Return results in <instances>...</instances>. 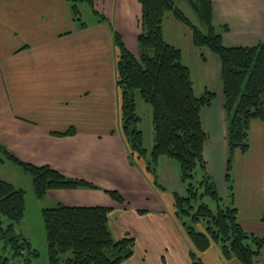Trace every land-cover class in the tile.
<instances>
[{
  "label": "crops",
  "instance_id": "crops-1",
  "mask_svg": "<svg viewBox=\"0 0 264 264\" xmlns=\"http://www.w3.org/2000/svg\"><path fill=\"white\" fill-rule=\"evenodd\" d=\"M94 1L108 21L99 22L94 15L81 28L66 0H0V144L25 162L49 165L96 185L52 189L41 200L45 208L59 203L110 208L109 227L117 239L130 235L136 240L134 254L124 264H191L194 246L174 207V193L186 194L180 165L159 158L157 179L165 189L156 186L144 162L130 164L120 123L114 34L139 54L142 5L138 0ZM211 1L213 21L226 46L264 43V0ZM183 32L179 22L166 17L165 39L182 50L196 95L215 93L202 110L207 170L224 201L233 200L243 228L264 238V120L252 121L249 150L235 153L230 190L220 63L209 51L195 48L191 37L186 49L178 46ZM137 112L149 154L152 109L138 97ZM70 129L73 135L55 134ZM106 189L118 191L126 203L114 200ZM196 254L202 264H241L225 259L216 243ZM254 264H264V249Z\"/></svg>",
  "mask_w": 264,
  "mask_h": 264
},
{
  "label": "trees",
  "instance_id": "trees-1",
  "mask_svg": "<svg viewBox=\"0 0 264 264\" xmlns=\"http://www.w3.org/2000/svg\"><path fill=\"white\" fill-rule=\"evenodd\" d=\"M66 1L74 21L81 28L87 27L80 6L83 2L90 5L99 22L108 21L95 9L94 0ZM138 1L142 5L139 54L134 55L122 37L117 32L114 34L120 123L129 146L128 160L132 166L144 162L154 184L161 189L164 187L157 179L159 158L168 157L180 165L186 194L174 193V207L194 246L190 252L191 264H202L196 253L206 251L212 243L219 245L225 259L254 264L264 249V238L243 228L233 200L226 203L219 194L204 158L207 134L202 124V110L210 105L215 93L206 90L202 95H196L191 69L183 61L182 50L165 39L164 22L167 16H173L185 24L191 30L193 46L206 48L219 60L227 122L226 181L230 190L235 153L249 150L251 123L256 119L264 120V43L226 46L223 32L213 21L211 0H186L201 27L193 23L175 0ZM227 29L224 27L222 30ZM138 97L152 109L154 141L149 154L140 128L142 119L137 112ZM74 133L75 130L70 129L55 134L65 136ZM0 151L5 154L6 160L16 163L31 176L35 195L39 199L52 189L97 188L86 180L70 178L49 165L25 162L12 155L2 144ZM0 161L4 162L1 158ZM105 191L117 202L124 203L118 191ZM207 198L216 203V210L210 208ZM25 209L26 191L0 177V240L21 222ZM110 212L107 207L68 206L62 203L42 209L50 264H124L131 258L136 245L135 237L126 235L114 239L109 227ZM4 219L9 222L7 225ZM199 224H203L204 229H197ZM11 240L12 244H16L13 246L15 255L23 256L24 251H28L23 263L11 264H29L33 256H38L26 238L19 236ZM0 264L9 262L1 260Z\"/></svg>",
  "mask_w": 264,
  "mask_h": 264
},
{
  "label": "rangeland",
  "instance_id": "rangeland-1",
  "mask_svg": "<svg viewBox=\"0 0 264 264\" xmlns=\"http://www.w3.org/2000/svg\"><path fill=\"white\" fill-rule=\"evenodd\" d=\"M175 2L177 6H179L186 13V15L193 21V23L201 27L199 19L197 18L193 10L190 8L186 0H175ZM80 6H81L83 21L90 22L95 19L94 17L95 14L93 13L92 8L90 7L89 4L84 3V5L81 4ZM171 17L173 18V16ZM173 19L176 20L175 18ZM179 23L181 27H183L184 32L182 34L183 42L178 43V46H182L184 49H186L188 43L189 45L191 43L190 37L192 40V33L191 30L185 24L181 22ZM203 49H205V51H209L206 48ZM189 62L188 63L190 64V66L193 68V70H195L196 63H194L195 60L193 59V57H190ZM0 158L4 161V162L0 161V177L6 181L13 183L16 188H22L26 191V209L24 212V217L22 218L21 222L15 226V229L13 231H10L8 235L5 236L4 239L0 240V261L7 260L9 264L24 262V258H26V256L28 255V251L25 250L24 251L25 254L23 256L15 255L16 251L13 248V246H15L16 244L15 245L12 244L13 241L11 240V238L13 237L22 236L31 243V249L36 250L38 252V256L37 257L33 256L29 264H50L49 255H48L49 243L47 239V233H46V228L44 225V221L42 217V209H41L43 207L45 208L47 205L44 204L45 203L44 200H41L36 197L31 176L16 163L6 160L5 154L1 151H0ZM123 199H124L123 204H125L126 200L125 198ZM206 202L212 210H216V203L213 200L207 198ZM40 203L43 204L42 207ZM4 221H5V225L9 223L7 219H4ZM203 224L205 225V223ZM203 224L197 225V229H199L200 227L204 229ZM112 234L114 239L117 240L114 231H112Z\"/></svg>",
  "mask_w": 264,
  "mask_h": 264
}]
</instances>
